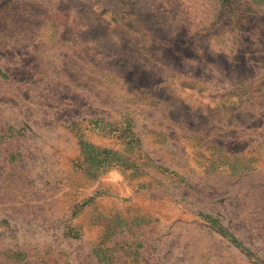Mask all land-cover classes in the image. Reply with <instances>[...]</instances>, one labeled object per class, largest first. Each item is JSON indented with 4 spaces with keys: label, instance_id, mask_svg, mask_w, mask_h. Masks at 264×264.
Masks as SVG:
<instances>
[{
    "label": "rangeland",
    "instance_id": "rangeland-1",
    "mask_svg": "<svg viewBox=\"0 0 264 264\" xmlns=\"http://www.w3.org/2000/svg\"><path fill=\"white\" fill-rule=\"evenodd\" d=\"M0 264H264V0H0Z\"/></svg>",
    "mask_w": 264,
    "mask_h": 264
}]
</instances>
